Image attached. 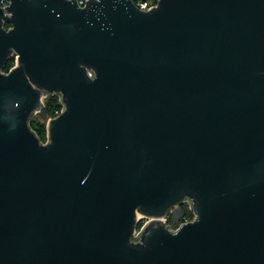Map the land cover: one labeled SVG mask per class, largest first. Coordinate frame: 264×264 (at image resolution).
<instances>
[{"label":"water","instance_id":"1","mask_svg":"<svg viewBox=\"0 0 264 264\" xmlns=\"http://www.w3.org/2000/svg\"><path fill=\"white\" fill-rule=\"evenodd\" d=\"M3 1L0 264H264V0Z\"/></svg>","mask_w":264,"mask_h":264},{"label":"rangeland","instance_id":"2","mask_svg":"<svg viewBox=\"0 0 264 264\" xmlns=\"http://www.w3.org/2000/svg\"><path fill=\"white\" fill-rule=\"evenodd\" d=\"M12 60V66L10 68H12L14 66V58H11ZM59 104L61 106V104L59 103V99L58 97H54V96H48L43 98V105H44V113L40 114H34L31 119H30V126L32 127L33 124H37V126H43L44 128V138H41V136H39V134L37 135V137L40 139V141L42 143H45L47 140V132H46V127H47V122L49 119L54 118L55 116H57L60 111L61 108L59 107V109H57L56 111H54V113L52 115H49V109H54L56 104ZM32 129V128H31ZM33 130V129H32ZM180 209L182 211V218L184 217L185 219L183 221H193L194 220V214L193 212L190 210V205L189 202H185L180 206ZM182 218L180 219V221L178 222V225L182 222ZM146 219H140L139 223H138V230H140V227L146 222ZM171 221H172V214L169 213V215L164 219V224L168 227L171 226Z\"/></svg>","mask_w":264,"mask_h":264},{"label":"built area","instance_id":"3","mask_svg":"<svg viewBox=\"0 0 264 264\" xmlns=\"http://www.w3.org/2000/svg\"><path fill=\"white\" fill-rule=\"evenodd\" d=\"M75 1H76L77 5L82 8L86 5V2L89 0H75ZM131 1L139 10L148 11V10L152 9L153 7H155L159 0H131ZM8 5H9V2L7 0H4L3 4L1 5V7L4 11V15H9V13L6 11V7ZM164 219H163V223H164ZM187 222H189V221L185 220L181 223H187Z\"/></svg>","mask_w":264,"mask_h":264},{"label":"trees","instance_id":"4","mask_svg":"<svg viewBox=\"0 0 264 264\" xmlns=\"http://www.w3.org/2000/svg\"><path fill=\"white\" fill-rule=\"evenodd\" d=\"M12 60L10 59L9 61H8V63H7V65H6V67H5V69H4V71L5 72H7L9 69H10V67L12 66ZM55 97V96H54ZM59 107L61 108V106L57 103L56 105H55V107H54V109L52 108V109H49V115H52L53 113H54V111H56L57 109H59ZM32 129H33V131L35 132V134L37 133V135L39 134V136H41V138H44V128H43V126H37V124L35 125V124H33L32 125V127H31ZM37 131V132H36ZM185 218L183 217L182 218V222H183V220H184Z\"/></svg>","mask_w":264,"mask_h":264}]
</instances>
